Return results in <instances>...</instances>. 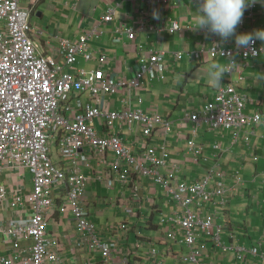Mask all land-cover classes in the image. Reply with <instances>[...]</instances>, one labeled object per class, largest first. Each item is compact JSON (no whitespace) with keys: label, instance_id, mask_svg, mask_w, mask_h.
<instances>
[{"label":"built area","instance_id":"built-area-1","mask_svg":"<svg viewBox=\"0 0 264 264\" xmlns=\"http://www.w3.org/2000/svg\"><path fill=\"white\" fill-rule=\"evenodd\" d=\"M148 1L155 7H167L184 0ZM255 8L256 3L246 9L247 20L254 19ZM114 17L115 9L110 8L103 22L111 23ZM244 24L245 21L240 23L241 26ZM145 27L142 24L138 28H125V31L129 39L135 40L137 31L142 32ZM123 29L121 27L118 31ZM169 30L179 31V23L174 21ZM35 32L31 12L21 8L20 0H0V207L14 212V217L0 221V234L8 239L7 243L13 251L12 255L1 256L0 264H65L60 240L49 234L47 215L56 206L54 189H64L66 192L59 211L72 215L79 234L78 248L85 246L89 253L99 255L103 264L113 263L120 251L119 243L104 240L99 235L98 226L90 220L89 211L82 204L88 189L84 166L89 163L91 155L103 158L109 152L114 155V172L121 182L151 178L172 201L185 209L179 219L172 217L162 220L163 224L170 221L179 224L177 231H168L166 236L169 240L177 241L178 234L182 233V242L189 252L180 257L181 263L208 264L202 235L216 247L235 252L240 260L247 253L264 258V252L258 248L248 251L243 247L223 246L222 228L216 226V217L212 214L201 218L202 207L213 203L215 198L220 206L229 203L227 175L220 170L218 163L211 167L205 178L192 184L180 183L176 181L180 167L171 161L166 145L150 146L134 155L115 131L117 126L132 131L138 125L144 141L151 138L159 127H164L166 134L170 133L172 122L158 112L144 113L130 107L112 111L107 106L100 107L81 99L82 95H88L93 101L101 95L111 96L127 90L130 93L129 103L134 101L136 94L135 101L141 104L143 100L139 92L143 80L153 82L163 79L166 51L158 50L142 57L133 79L126 81L110 76L109 58L105 53L94 55L90 52L88 43L101 35L97 27L75 40L55 37L59 53L65 61L64 66L40 53L34 40ZM207 52L213 59L233 62L227 71L232 78L237 57L245 61L259 58L264 55V44L256 41L251 49L235 51L214 43ZM202 54L203 51H199L193 53L192 57L200 59ZM174 56L180 60L183 53ZM80 57L86 62L96 61L98 68L80 70L76 74L64 71L66 66L78 65ZM245 111L244 96L230 83L217 92L214 100L204 106L202 113L189 114L185 120L197 126L205 122L216 130L233 129L232 141L237 143L245 127L264 122L261 113L247 116ZM96 120L102 121L104 127L112 132L104 135L98 131ZM253 135L255 133L247 132L245 141L250 143ZM52 140L57 141L64 166L53 160ZM214 148L220 150L219 145ZM187 151L197 159L203 155V149L195 138L188 141ZM238 174L234 178L236 187L243 183ZM4 177L13 180L15 187L9 188ZM112 185L113 182H110V187ZM127 214L133 213L128 210ZM121 226V230L127 229L126 224ZM161 253L154 248L151 250L153 264H164L159 259ZM79 264L97 263L86 259ZM123 264H130L129 258Z\"/></svg>","mask_w":264,"mask_h":264},{"label":"crops","instance_id":"crops-1","mask_svg":"<svg viewBox=\"0 0 264 264\" xmlns=\"http://www.w3.org/2000/svg\"><path fill=\"white\" fill-rule=\"evenodd\" d=\"M20 6L32 13L31 21L36 29L34 40L40 53L54 58L60 66H64L65 61L59 53L55 37L75 40L96 27L101 35L88 43L90 52L94 55L103 52L108 56V72L115 79L131 81L142 57L158 50L167 52L163 79L153 82L143 80L139 92L143 100L141 104L135 101V91L134 101L129 103L130 93L127 90L111 96L101 95L93 101L88 95H82L81 99L100 107L107 106L112 111L130 107L144 113L158 112L172 122L170 133L166 134L164 127H159L151 138L144 141L138 125L132 131L117 126L115 131L135 155L140 154L146 146L166 145L172 162L181 167L178 175L180 182L201 180L218 157L221 170L227 175L229 203L225 206L209 204L203 207L202 212L207 215L218 211L217 225L223 228L222 244L225 247L240 245L264 252V122L247 126L241 133L243 137L235 143L232 141L233 129L212 130L205 122L197 127L194 122L185 120L188 113L202 112L204 106L214 100L217 92L230 83L244 96L245 113L249 116L261 113L264 119V79L256 78L257 74H264V55L247 61L237 57L232 78L225 72L220 85H210L205 71L208 64L219 62L226 65L229 61L213 59L208 49L214 43L235 51L242 49L237 48L233 39L222 41L205 30L190 27L191 11L198 8L199 0H184L167 7H155L148 0H21ZM110 8L115 9L114 21L104 23L103 18ZM174 21L180 25L177 32L169 30ZM243 21L244 26L239 24L237 27L238 33L264 29V4L256 0L254 19L247 20L245 11ZM142 24H145V30L137 31L135 40L129 39L125 28H138ZM121 27L124 29L119 32ZM199 51H203L202 57L194 59L192 54ZM180 52L183 58L176 60L174 54ZM97 68L96 61L86 62L80 57L78 65L66 66L64 71L76 74L80 70L92 71ZM95 126L104 135L112 132L104 127L102 121L96 120ZM245 132L255 133L250 143L245 141ZM191 138H195L197 144L203 147V155L199 159L187 154V142ZM216 145L220 146V150L214 148ZM57 150L56 155L52 151L53 160L64 166L58 147ZM113 163L114 156L110 153L103 158L91 155L89 163L84 166L88 189L82 202L90 213V220L97 224L99 235L104 240H116L119 243L120 251L112 264H121L127 258L130 264H153L150 248L162 252L159 259L164 264H177V259L180 261V257L188 253L189 249L181 241L182 233L178 234L177 242L167 239L166 232L177 231L178 228L173 221L162 224V220L180 217L182 208L173 203L163 188L151 178L121 182L114 172ZM237 173L243 181L238 187L234 180ZM3 180L9 188L15 187L13 180L5 177ZM110 182H113L112 187ZM54 190L56 206L47 215L49 234L60 240L64 263L79 264L92 259L100 264L102 258L99 255L89 253L85 246L78 248L79 234L72 215L59 211L66 192L64 189ZM128 210L134 214L129 216ZM12 217L14 212L11 209L0 207V221ZM123 223L127 226L125 231L121 230ZM201 241L206 244V250L207 243L212 242L203 238ZM7 242L8 239L0 235V257L13 254ZM139 243L141 247H135ZM207 259L208 264H264V259L251 255L240 260L235 252H224L212 243L206 251ZM180 264L183 263L180 261Z\"/></svg>","mask_w":264,"mask_h":264},{"label":"clouds","instance_id":"clouds-1","mask_svg":"<svg viewBox=\"0 0 264 264\" xmlns=\"http://www.w3.org/2000/svg\"><path fill=\"white\" fill-rule=\"evenodd\" d=\"M259 2L264 4V0H259ZM254 3L256 0H199L198 8L191 11L190 27L196 30H206L222 41L233 39L239 49H251L256 41L264 42V29L243 33H238L236 30L246 9ZM231 65H233L231 61L226 65L210 62L205 69L210 85H220L223 74L231 69ZM256 78L264 79V74H257Z\"/></svg>","mask_w":264,"mask_h":264},{"label":"bare ground","instance_id":"bare-ground-1","mask_svg":"<svg viewBox=\"0 0 264 264\" xmlns=\"http://www.w3.org/2000/svg\"><path fill=\"white\" fill-rule=\"evenodd\" d=\"M21 1V0H20ZM31 19H32V13H31ZM32 22V21H31ZM181 53V52H180ZM176 54V53H175ZM165 66H166V64H165ZM216 96V95H215ZM215 98V97H214ZM200 113H202V112H200ZM159 114V113H158ZM189 114H193V113H188L187 115H189ZM186 115V116H187ZM247 115V114H246ZM247 116H249V115H247ZM252 116V115H251ZM164 117V116H163ZM173 124V123H172ZM201 126V125H200ZM199 126V127H200ZM198 127V126H197ZM209 127L211 128V126L209 125ZM172 128H173V126H172ZM246 128V127H245ZM244 128V129H245ZM212 130H216V129H213V128H211ZM221 130H223V129H221ZM172 131V130H171ZM246 134H247V132H245ZM243 136H241L240 138H242ZM148 140V139H147ZM189 141V140H188ZM188 143V142H187ZM147 147H150V146H146L145 148H147ZM202 147V146H201ZM145 148H143V149H145ZM142 149V150H143ZM168 149V148H167ZM202 149H203V147H202ZM168 151H169V149H168ZM111 155H113L111 152H109ZM108 154V153H107ZM187 154H188V151H187ZM135 155V154H134ZM190 155V154H189ZM114 156V155H113ZM217 158V161H216V163H218L219 164V166H220V170H221V164L218 162V157H216ZM170 159H171V161H172V158H171V156H170ZM174 164H176V163H174ZM214 165V164H213ZM212 165V166H213ZM179 166V165H178ZM211 166V167H212ZM180 167V166H179ZM211 167L208 169V172H207V174L209 173V170L211 169ZM180 170H181V167H180ZM222 171V170H221ZM180 172V171H179ZM207 174H206V176H207ZM178 175H179V173L178 174H176V181H178ZM205 176V177H206ZM204 177V178H205ZM178 182H180V181H178ZM155 183V182H154ZM180 183H185V182H180ZM194 183V182H193ZM156 184V183H155ZM189 184H192V183H189ZM164 190V189H163ZM165 193V192H164ZM166 195V194H165ZM167 196V195H166ZM168 197V196H167ZM170 198V197H169ZM216 199V198H215ZM215 199H214V201H213V203H211L210 205H214L215 206V203L217 204L218 203V201L217 202H215ZM173 203H175L178 207H180V208H182V215L184 214V211H185V209L182 207V206H180L178 203H176V202H174V201H172ZM218 205V204H217ZM204 206H206V204L204 205ZM203 206V207H204ZM203 207H202V209H203ZM202 209H201V211L200 212H202ZM214 215L215 217H216V220H215V224H216V226H218V227H221V226H219V225H217V219H218V215H219V213H218V211H216V212H214V213H208L207 215H205L203 212L201 213V218H205V217H207V216H209V215ZM182 215H180V217H182ZM180 217H178V218H176V219H179ZM176 225H177V227H178V223H176V222H174ZM163 224V223H162ZM222 228V227H221ZM222 235H223V228H222V232H221V243H222ZM204 235H202V237L201 238H203V239H205V240H207V241H211L210 239H208V238H206V237H203ZM178 238V237H177ZM168 239V238H167ZM172 241H174V240H172ZM177 241H178V239H177ZM176 241V242H177ZM182 241V240H181ZM140 245V247H141V244L139 243V244H136L135 245V247H137L138 248V246ZM224 246V245H223ZM238 247H243V246H240V245H238ZM243 248H245V247H243ZM153 248H150L149 249V255H150V253H151V250H152ZM154 249H156V248H154ZM221 250H223L224 252H226L223 248H220ZM245 249H247L248 251H250V249H248V248H245ZM251 254H249V253H247V255H245L244 256V258L243 259H245V257H247V256H250ZM251 256H253V255H251ZM253 257H255V256H253ZM257 257H259V258H261L260 256H257ZM237 258H238V256H237ZM242 259V260H243ZM261 259H264V258H261ZM129 262H130V260H129ZM121 264H123V262H120Z\"/></svg>","mask_w":264,"mask_h":264},{"label":"rangeland","instance_id":"rangeland-1","mask_svg":"<svg viewBox=\"0 0 264 264\" xmlns=\"http://www.w3.org/2000/svg\"><path fill=\"white\" fill-rule=\"evenodd\" d=\"M248 96H252V94L251 93H246ZM57 141L56 140H52V146H51V149H52V151H53V153L55 154V153H58V150H57ZM56 155V154H55ZM16 178V177H15ZM28 192L30 193L31 192V184H29V186H28ZM93 215L95 216V213H93ZM1 235V234H0ZM210 243H212V244H214L213 242H208L207 243V250L206 251H208L209 250V244ZM207 262H208V259H207ZM209 263V262H208ZM166 264V263H165ZM177 264H180V261L177 259Z\"/></svg>","mask_w":264,"mask_h":264},{"label":"trees","instance_id":"trees-1","mask_svg":"<svg viewBox=\"0 0 264 264\" xmlns=\"http://www.w3.org/2000/svg\"><path fill=\"white\" fill-rule=\"evenodd\" d=\"M231 239H232V236H231ZM233 240V239H232ZM100 264H103L102 262Z\"/></svg>","mask_w":264,"mask_h":264}]
</instances>
